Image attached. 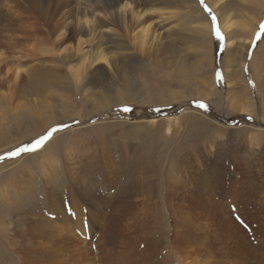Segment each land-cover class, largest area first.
Segmentation results:
<instances>
[{"label": "rangeland", "instance_id": "rangeland-1", "mask_svg": "<svg viewBox=\"0 0 264 264\" xmlns=\"http://www.w3.org/2000/svg\"><path fill=\"white\" fill-rule=\"evenodd\" d=\"M225 1L205 0L223 51L199 0H141L122 25L56 0L57 34L11 3L0 155L70 127L0 162V264H264V0L224 9L229 34Z\"/></svg>", "mask_w": 264, "mask_h": 264}, {"label": "bare ground", "instance_id": "bare-ground-1", "mask_svg": "<svg viewBox=\"0 0 264 264\" xmlns=\"http://www.w3.org/2000/svg\"><path fill=\"white\" fill-rule=\"evenodd\" d=\"M16 1L17 0H0V38L5 37L7 39L8 37L6 35H10L11 37H12V35H14V30H15V27L17 26V20L15 19L16 13L13 12V9H16V8L11 6L12 2L16 3L15 7L28 11L32 15V18H34L37 21L43 23V25L46 26L49 29V31H51L52 34H54V33L57 34V32L60 31L58 29V27H55L56 24L61 25V23L64 20L68 19V10H65L64 14H61L60 20L55 21V19H53L54 15H55V11H54V9H51V8L53 6L55 7V5L57 4L56 0H25L23 5L19 4ZM140 1L141 0H95V2H96L95 6H96L97 10L104 11V14H109L111 16L110 20H112V22H116V20H117L118 24L122 25V24H127V20L125 18V15L122 14L123 13L122 11H125V9H127V7L129 5L132 6L130 8V10H129L130 11L129 13H130L131 17H133V19H135L136 17L139 18L140 12H139V8L138 7L140 6V3H141ZM220 1H222V0H218V2H220ZM218 2H216L214 4L213 8H216L217 9L216 12L219 13V17H220L219 19L223 22L222 23V27L224 29V32L229 34V31L233 28L234 23L229 24L230 15H227L226 14L227 11H224V9H228V11H229V9L231 8V5L234 6L236 4V0H226L225 2H223L224 4L222 3L223 4L222 6H218V4H219ZM57 5H59V4H57ZM61 6H62V4H60V7ZM58 12H59V10H58ZM86 15H91L92 16V29L90 31H88V32H90V34H91V31H92L93 33L98 35L99 30H101V28L104 25H108L109 24V22H107L109 20L104 21L103 19H100L97 16H95L93 13H89V14L84 13V16H86ZM140 17H142V15ZM128 22H130V21H128ZM253 22H255V20ZM207 24H209L208 20H203L201 22V25H203V26H207L208 27ZM130 25H132V24H130ZM126 27H127V25H126ZM107 28H108V26H107ZM147 28H149V27L146 26V29H142L139 32H137L140 36L135 35V38L137 39V41L139 40V42L141 44L145 43V37L147 36V31H148ZM130 33H132V32H130ZM100 35L101 34H99L98 36H100ZM68 36H69L68 39H70L72 37V34L68 35ZM16 37H17V35H16ZM101 38L102 37L100 36L99 39H101ZM8 39L10 41H12L11 38H8ZM16 43H18V42L17 41L14 42V44H16ZM97 54H103V50L98 51V53L96 52L95 56H97ZM101 57L105 58L104 55L101 56ZM83 63L85 64V61ZM95 73H96L95 75H97L96 71H95ZM97 76H99V75H97ZM235 107H236L237 110H239L241 112H246V108L240 103V101L236 102Z\"/></svg>", "mask_w": 264, "mask_h": 264}, {"label": "snow or ice", "instance_id": "snow-or-ice-1", "mask_svg": "<svg viewBox=\"0 0 264 264\" xmlns=\"http://www.w3.org/2000/svg\"><path fill=\"white\" fill-rule=\"evenodd\" d=\"M199 3L202 5L204 12L207 14V16L210 18L211 21V34L213 38L218 42V47L220 51L224 50L225 47V34L222 32L218 18L216 14L213 12L211 7L205 2V0H199ZM264 38V21H261L259 24V30L256 34V39ZM218 75H220L218 73ZM222 78V77H221ZM199 107L205 108L207 105L203 103L202 101H195ZM127 107L124 108V111H129ZM70 127L68 124H59L55 125L51 128H49L45 133L40 135L39 137L33 139L30 142L23 143L21 145L16 146L15 148L3 153L0 155V162H2L5 159L9 158H18L23 154L33 153L40 148H42L49 140H51L54 136V134L58 131H61L65 128Z\"/></svg>", "mask_w": 264, "mask_h": 264}, {"label": "water", "instance_id": "water-1", "mask_svg": "<svg viewBox=\"0 0 264 264\" xmlns=\"http://www.w3.org/2000/svg\"><path fill=\"white\" fill-rule=\"evenodd\" d=\"M209 112V114H213V115H215V113H212V112H210V111H208ZM215 116H217V114L215 115ZM219 119H221V117H218ZM222 120V119H221Z\"/></svg>", "mask_w": 264, "mask_h": 264}]
</instances>
